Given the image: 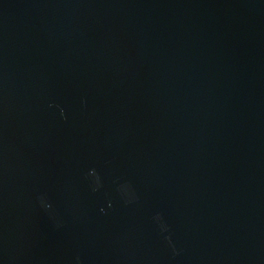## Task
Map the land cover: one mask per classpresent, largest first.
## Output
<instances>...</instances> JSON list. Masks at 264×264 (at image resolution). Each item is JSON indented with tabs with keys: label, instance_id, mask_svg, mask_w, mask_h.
I'll return each instance as SVG.
<instances>
[{
	"label": "water",
	"instance_id": "obj_1",
	"mask_svg": "<svg viewBox=\"0 0 264 264\" xmlns=\"http://www.w3.org/2000/svg\"><path fill=\"white\" fill-rule=\"evenodd\" d=\"M0 264H264V0H0Z\"/></svg>",
	"mask_w": 264,
	"mask_h": 264
}]
</instances>
